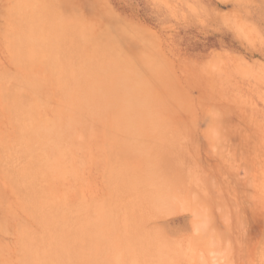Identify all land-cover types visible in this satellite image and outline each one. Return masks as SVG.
Returning a JSON list of instances; mask_svg holds the SVG:
<instances>
[{
	"label": "rangeland",
	"instance_id": "1",
	"mask_svg": "<svg viewBox=\"0 0 264 264\" xmlns=\"http://www.w3.org/2000/svg\"><path fill=\"white\" fill-rule=\"evenodd\" d=\"M36 199L44 264H264V0H0V264L54 252Z\"/></svg>",
	"mask_w": 264,
	"mask_h": 264
},
{
	"label": "bare ground",
	"instance_id": "2",
	"mask_svg": "<svg viewBox=\"0 0 264 264\" xmlns=\"http://www.w3.org/2000/svg\"><path fill=\"white\" fill-rule=\"evenodd\" d=\"M51 5V4H50ZM21 7V6H20ZM43 8V7H42ZM25 9V8H24ZM43 10V9H42ZM29 11V10H28ZM28 13V12H27ZM35 13V12H34ZM34 13L32 12V15H34ZM47 13V12H46ZM14 15V14H13ZM16 17V16H15ZM24 18H26L25 16H24ZM41 18V17H40ZM48 18V17H47ZM37 21V20H36ZM35 22V21H34ZM15 23V22H14ZM39 23V22H38ZM17 24V23H16ZM26 24V23H25ZM48 24H50V22H48ZM33 26V25H32ZM41 26V25H40ZM15 27V26H14ZM25 27L27 28V25H25ZM24 27V29H23V27L21 28L22 30L21 31H25L26 30V32H25V37H23L22 35H20V36H17L16 35V38H15V43H14V48L15 47H17V48H13L14 49V51H15V54L17 55V57L18 58H24V59H26V58H36V57H45V58H47V60L49 59V62L51 63V59L53 60V64L56 66H58V62H57V60H56V56H55V54L54 53H56L55 51H49V49H46V48H44L43 47V44H44V41H45V44H47L48 42L46 41V38H42V37H40V36H38V33L37 32H33V31H30V30H27L26 28ZM56 27H57V25H56ZM37 28V27H36ZM42 28V27H41ZM44 28H46V27H44ZM54 28V27H53ZM22 32V33H23ZM11 33V32H10ZM14 33H16V32H14ZM54 33V32H53ZM52 33V34H53ZM20 34V33H19ZM18 34V35H19ZM24 34V33H23ZM44 34V33H43ZM51 34V33H50ZM47 36V34L45 33L44 34V37H46ZM53 36H55V35H53ZM84 36V35H83ZM11 37V36H10ZM17 37L19 38V39H21V40H23L24 42H26L25 40H28L29 41V37H31V42L29 41V44L27 45V43H28V41L26 42V43H24V44H26L27 46L24 48L23 47V49L19 46V44L17 43V41H18V39H17ZM26 37L27 38H29V39H26ZM36 37V38H35ZM56 37V36H55ZM55 37H53V38H55ZM57 38V37H56ZM12 38H10V40H11ZM21 40H19L18 42H21ZM58 40V39H57ZM22 41V42H23ZM47 42V43H46ZM52 42H55L54 40H52ZM15 44H18V46H16ZM56 45V44H55ZM61 45V44H60ZM61 47V46H60ZM19 48H20V50H22L21 52H18V53H16V51L17 50H19ZM78 48H80V47H78ZM58 50V49H57ZM94 55H96V54H94ZM55 56V57H54ZM44 58V59H45ZM39 59V58H38ZM43 59V60H44ZM47 60H45V61H47ZM17 61V60H16ZM75 61V60H74ZM20 62V61H19ZM48 62V63H49ZM27 63H29V60H28V62ZM26 66H28V64L26 65ZM75 68H76V66H75ZM15 95H17V94H15ZM89 94H87V96H88ZM87 96H84L85 98L87 97ZM89 97V96H88ZM13 99V98H12ZM15 101H16V104H19V102H18V100L15 98ZM11 104H12V102H11ZM12 107H13V112H15L16 114H17V116H20L19 115V113L21 114V116H22V118H23V124H24V126H25V128L27 129L28 128V130L29 131H34V130H37L39 127H40V125H37V126H32L30 123H28V121H29V118H27L26 117V115H29V112H28V110H19L18 109V105L17 106H15V104L13 103L12 104ZM35 111V110H34ZM33 113V112H32ZM34 115V117H35V115L36 114H33ZM18 118V117H17ZM19 126V125H18ZM112 131H113V129H112ZM105 132V131H104ZM105 135V134H104ZM17 136H18V134H17ZM22 136V135H21ZM17 138V137H16ZM107 140H111V139H107ZM115 140H117V139H115ZM13 142H15V141H13ZM25 141H22L21 142V147H24L25 146ZM107 144V143H106ZM16 145H18V144H16ZM113 147V146H112ZM9 148V147H8ZM21 150L23 151V153L24 152H26V154H27V156H33V151L32 150H29V148H26V147H24V148H21ZM39 151H37V154H36V156L34 157V161L35 162H38V164L41 166L40 168H38V169H40V170H38V171H41V169H42V171L44 170V168H43V166L44 165H41L40 164V162L38 161V159L40 160V161H42L41 160V157H40V154L38 153ZM3 153V152H2ZM3 155V154H2ZM109 157H111V156H109ZM7 158V157H6ZM23 158V157H22ZM26 158V157H25ZM18 160V159H17ZM22 160V159H21ZM24 160V159H23ZM120 160V159H119ZM28 162V161H27ZM108 163H109V161H108ZM122 163V162H121ZM44 164H45V162H44ZM11 165V164H10ZM35 165V164H34ZM108 165V164H107ZM122 165V164H121ZM28 166H30L31 167V165H28ZM19 167V166H18ZM17 167V174H19L20 175V178H22V182H24L25 181V178L28 176V174H29V172L31 171V169H32V167H31V169L30 168H27V167H25V166H23L22 167V165L18 168ZM109 167V166H108ZM124 167V166H123ZM34 168V167H33ZM117 169V168H116ZM121 169V168H120ZM187 169V168H186ZM122 170H123V168H122ZM157 170V169H156ZM37 171V172H38ZM172 171V170H171ZM39 173V172H38ZM114 174V173H113ZM116 174V173H115ZM123 174V173H122ZM185 174V173H184ZM120 175V174H119ZM119 175H118V177H119ZM159 175V174H158ZM157 176V175H156ZM164 176H166V175H164ZM177 176V175H176ZM160 177H161V175H160ZM153 178V177H152ZM182 178V177H181ZM170 179V178H169ZM150 180V179H149ZM148 180V181H149ZM115 181V180H114ZM152 181V180H151ZM158 181V180H157ZM150 182V181H149ZM169 182V181H168ZM172 182V181H171ZM176 182V181H175ZM179 182V181H178ZM25 183V182H24ZM121 183V182H120ZM125 183V182H124ZM172 183H174V181L172 182ZM172 185H174V184H171L169 187H171L172 188ZM125 187V186H124ZM161 187V186H160ZM27 188H28V186H27ZM170 188V189H171ZM174 188V187H173ZM118 189H119V187H118ZM176 189V188H175ZM170 192V191H169ZM28 193H29V191H28ZM40 193V192H39ZM52 193V192H51ZM27 194V193H26ZM38 194V193H37ZM173 195V194H172ZM175 195V194H174ZM25 196H27V195H25ZM36 197H37V195H36ZM35 197V198H36ZM33 198V197H32ZM31 198V199H32ZM31 199H29L28 198V201L30 200L31 201ZM39 200H40V198H38ZM38 199H36V202L38 201ZM202 202V201H201ZM39 205H37V207L39 208V211H43V213L45 214V211L47 212V217L46 218H44V222H46L47 223V225L49 224V223H52V225L54 224L55 226H56V228H57V230H56V232L55 231H53V241H49V242H47V246H53V248H54V252H52V254H48L47 252H44V253H42L41 251V253L42 254H40V255H37V254H39V250L38 251H36V252H38V253H35V252H33L34 254H31L30 255V257L29 258H31L32 259V262L31 263H33L34 261L33 260H35V263L36 264H44L43 263V260H44V256H45V254L47 255V257H52V258H54L55 260H57L58 258H61V257H59L58 256V254H59V252L60 251H62V250H58V246H60L59 244H58V242H57V240H58V238H60V236H58V234L60 233V231H62V225L61 224H64L65 222H68V220L66 219L63 223L62 222H60L61 221V219H62V216L60 215V213L58 212V211H60V206H58L57 204H56V201H54V200H45V201H39V202H37ZM58 206V207H57ZM37 207L35 206V208L37 209ZM35 208H33L34 209V211H35ZM193 209V208H192ZM37 211H38V209H37ZM200 212V211H199ZM197 213V212H196ZM196 215V214H195ZM204 219V218H203ZM199 220V219H198ZM70 221H72V218H71V220ZM193 223V222H192ZM200 223V222H199ZM198 223V224H199ZM202 223V222H201ZM51 226V225H50ZM69 227V226H68ZM55 228V227H54ZM49 230V229H48ZM64 230V229H63ZM46 232V231H45ZM51 232H52V230H51ZM92 232H93V234L94 235H97L98 233H97V231L96 230H92ZM47 233V232H46ZM50 233V232H49ZM215 234V233H214ZM203 235V234H202ZM81 236V235H80ZM212 237V236H211ZM207 238H208V236H207ZM201 239H202V237H201ZM38 240V239H37ZM24 241V240H23ZM201 241V240H200ZM212 241V240H211ZM206 242V241H205ZM208 242V241H207ZM210 242V241H209ZM212 242H214V241H212ZM28 243V242H27ZM23 244H24V242H23ZM151 244H153V243H151ZM215 244V243H214ZM29 245V244H28ZM27 245V246H28ZM38 245H40L39 243H38ZM145 245V244H144ZM36 246V245H35ZM42 246V245H41ZM40 246V247H41ZM46 246V245H45ZM205 246V245H204ZM33 247H34V245H33ZM40 247L38 246V248L40 249ZM25 248H26V246H25ZM42 248H43V246H42ZM53 248H52V250H53ZM27 249V248H26ZM31 248H29L28 250H30ZM48 249V248H47ZM49 249H51V248H49ZM48 249V250H49ZM136 249V248H135ZM142 249V248H141ZM35 250H37V249H35ZM149 251H150V249H149ZM30 252V251H29ZM29 252H28V255H29ZM48 252H50V251H48ZM31 253V252H30ZM62 256H67V255H65V254H63ZM58 257V258H57ZM114 261H118L119 260V258L118 257H114ZM118 259V260H117ZM29 261H30V259H29ZM54 261V260H53ZM146 261V260H145ZM144 261V262H145ZM27 262H28V259H27ZM26 262V263H27ZM28 264V263H27ZM134 264V263H133Z\"/></svg>",
	"mask_w": 264,
	"mask_h": 264
}]
</instances>
